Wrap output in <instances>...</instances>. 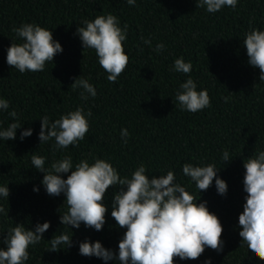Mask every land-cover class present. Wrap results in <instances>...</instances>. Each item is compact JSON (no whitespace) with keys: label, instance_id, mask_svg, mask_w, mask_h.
<instances>
[{"label":"trees","instance_id":"16d2710c","mask_svg":"<svg viewBox=\"0 0 264 264\" xmlns=\"http://www.w3.org/2000/svg\"><path fill=\"white\" fill-rule=\"evenodd\" d=\"M108 13L118 16L121 26L126 24L128 29L125 52L129 63L116 83L107 80L95 52L83 49L76 35L83 20ZM23 23L51 29L64 49L43 72L20 73L6 63L12 40L20 42L14 29ZM251 27L264 30V0H240L236 9L224 8L214 14L196 7V0H137L136 6L126 0H0V96L9 100V111L17 112L22 129L34 130L23 141L20 130L16 140L0 141V185L8 184L10 189L8 201L0 200L9 210V216H0V247L8 228L16 223L34 227L50 221L45 240L29 249L27 264H104L101 259L80 255L79 242L99 240L106 248L117 249L126 231L110 215L114 191L110 186L103 230L82 224L72 229L71 248L46 251L50 247L47 240L63 232L71 235V229L60 224V215L67 210L64 196L46 193L41 185L44 174L31 167L33 154L46 156L47 163L64 155H71L74 163L104 158L121 176H130L143 163L149 174L173 170L183 183H187L182 175L184 163H215L222 168L218 175L227 182L228 192L219 195L213 181L200 200L207 201L222 223L223 251L206 249L200 258L178 264H204L209 257L212 264H264L239 247L238 217L246 195L243 163L264 150V81H259L260 70L247 63L242 43ZM142 37L151 39V48ZM160 42L165 50L156 54L153 49ZM181 56L191 61L193 69L188 75L198 88L208 90L210 108L197 113L179 108L175 92L188 75L170 67ZM81 75L97 89L96 98L87 102L70 87ZM81 105L93 113L85 140L63 151H55L54 141L40 145L37 134L43 115L55 120ZM0 122L7 127L12 118L3 112ZM122 128L130 133L127 144L121 140ZM224 150L233 158L225 165L221 161ZM34 187L39 191H33ZM189 191L198 198L194 185Z\"/></svg>","mask_w":264,"mask_h":264},{"label":"clouds","instance_id":"9594fccd","mask_svg":"<svg viewBox=\"0 0 264 264\" xmlns=\"http://www.w3.org/2000/svg\"><path fill=\"white\" fill-rule=\"evenodd\" d=\"M129 6H136L137 0H126ZM240 0H196V7L208 13H217L224 8L236 9ZM76 29L83 49L95 52L98 64L105 70L107 80L116 83L126 70L129 56L125 52L128 39L127 25L121 26L118 16L108 13L92 20L85 19ZM17 39L12 40L6 50V63L20 73L43 72L46 65L54 64V57L63 53L61 43L54 39L51 29L35 23H23L14 29ZM143 43L152 47L151 39ZM246 48L247 63L260 70L259 81H264V30L251 27L242 41ZM165 50L163 42L157 43L153 51L160 54ZM193 65L184 57L176 58L170 70L190 74ZM71 89L78 90L80 99L87 102L97 96L96 87L82 75L74 78ZM175 100L182 111L197 113L211 107L208 90L198 88L195 80L188 78L175 92ZM225 101L228 98L225 97ZM10 102L0 96V113L7 112L12 122L7 127L0 122V141L17 139L23 141L33 135L31 127L22 129L15 110L9 111ZM92 111L81 105L52 120L43 115L37 134L41 144L54 141L55 151H63L69 146L77 147L85 140L90 129ZM22 129V130H21ZM121 140L127 144L130 133L127 128L120 131ZM39 145V146H40ZM228 150L221 156L223 165L229 163ZM31 167L43 173L41 185L49 196H64L67 210L60 215V224L71 229V235L63 232L47 240L50 247L46 251H59L73 246L72 229L81 225L97 232L106 223L109 206L105 202L110 186L111 217L117 227L125 228L117 249L106 248L99 240L85 239L79 242V254L101 259L104 264H178L179 261L196 260L206 249L220 253L224 241L221 239L223 226L219 217L211 212L207 201H201V193L211 186L221 196H226L228 184L218 173L215 163H184L182 175L187 183L177 179L173 170L163 175L149 174L147 167L140 163L130 174L121 176L110 160L94 157L74 163L71 155H64L47 163V157L33 154ZM245 169L243 191L246 193L243 211L238 217L240 248H245L252 258L264 261V150H258L244 160ZM65 174L66 178H65ZM195 186L199 196L190 192ZM118 189V190H116ZM33 191L38 192L39 187ZM10 195L8 184L0 185V200ZM9 210L0 205V216H9ZM51 222L37 223L34 227L17 224L9 227L0 247V264H27L29 249L44 239V233ZM204 264H212L206 258Z\"/></svg>","mask_w":264,"mask_h":264}]
</instances>
